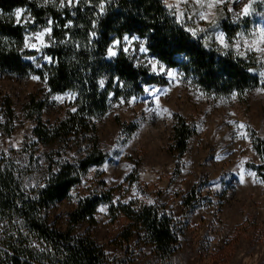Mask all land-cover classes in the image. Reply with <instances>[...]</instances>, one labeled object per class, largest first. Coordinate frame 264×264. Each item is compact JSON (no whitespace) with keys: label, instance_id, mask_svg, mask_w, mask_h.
Segmentation results:
<instances>
[{"label":"rangeland","instance_id":"obj_1","mask_svg":"<svg viewBox=\"0 0 264 264\" xmlns=\"http://www.w3.org/2000/svg\"><path fill=\"white\" fill-rule=\"evenodd\" d=\"M168 2L175 4L177 0ZM241 6L242 3L235 5L234 10L239 11ZM179 8L186 17L191 16V20L185 19L186 26L203 27L209 34L213 33L212 26L196 16L199 8L194 0H180ZM214 11L218 21L224 18L234 24L231 14L222 7ZM247 18H241L240 22V31L246 36L255 26L264 27V21L247 25ZM32 27L28 31L34 32L43 26ZM204 35L199 34L201 38ZM234 39L235 36L228 40L231 43ZM46 42L50 45L48 37ZM208 42L216 44L214 35ZM250 54L257 55L248 53V56ZM127 55L144 66H147V58H153L150 53L141 54L135 48ZM172 69L178 73L174 80L166 73L150 72L167 79L164 85H146L161 89L159 104L154 102L157 97L147 92L117 99L113 93L109 110L92 119L94 132L82 141L69 142L62 151V159L74 162L83 157L91 146L92 137L97 139L107 157L81 177L87 188L83 183L76 185L66 199L49 208L51 219L60 230H65L69 213L79 199L101 193L99 183L103 180L107 187L114 188L111 203L118 198L116 206L126 200L149 205L147 201L151 199L161 213L172 217L180 232L179 250L166 259H161L152 245L137 237L119 246L114 239L127 219L120 211L112 216L110 203L105 201L96 209L95 223L78 224L76 233L92 234L105 253H110V264H264V182L254 167L263 162L256 146L260 142L264 144V93L257 92L256 87L243 94L236 92V96L216 95L185 79L177 67ZM32 75L35 74L18 77L0 71V159L13 160L27 174L37 167L36 163L38 167L43 165L44 148L36 143L33 135L38 121L53 125L75 107L74 100L66 97L63 101L54 100L53 96L65 92L51 93L43 79L34 81ZM133 96L136 98L133 103H120L121 98ZM7 98L14 111L11 121L5 109ZM39 104L42 109L38 111ZM177 115L195 128L181 159L169 149ZM240 123L245 125L242 131L247 134V140L236 135ZM13 143L16 147H12ZM25 144L34 145L33 156L30 150L23 149ZM30 159L34 161L31 165ZM55 160H59L58 157ZM242 171L243 184L240 183ZM190 195L194 198L191 204H186L185 199ZM102 205L107 206L104 212L98 211Z\"/></svg>","mask_w":264,"mask_h":264},{"label":"trees","instance_id":"obj_2","mask_svg":"<svg viewBox=\"0 0 264 264\" xmlns=\"http://www.w3.org/2000/svg\"><path fill=\"white\" fill-rule=\"evenodd\" d=\"M98 3L99 0H92L89 6L81 0L73 9H59L52 4L44 5L43 0H0V11L5 13L0 17V71L18 77L35 74L46 82L51 93L76 92L73 104L78 110L53 125L38 121L33 135L37 138L36 143L44 148L41 167L36 163L37 167L27 174L13 160L0 159V225L3 226L0 230V264H110L103 246L92 234L76 233L78 224L95 223L96 209L105 201L110 203L112 216L120 211L127 219L114 239L115 244L121 246L137 237L152 245L161 259L179 250L180 232L171 216L161 213V209L154 205L131 202L116 206L111 203L114 188L107 187L103 180L99 183L103 189L101 193L79 199L69 213L65 230L56 226L48 212L51 206L67 198L90 167L99 166L106 159L107 154L99 148L95 137L83 157L71 162L61 156L70 141H82L94 132L92 119L109 110L108 93H114L115 99L130 97L144 92L147 84L167 83L164 76L151 74L147 66L137 64L122 51L108 59L106 46L113 38L125 34L140 36L153 57L167 67H177L185 79L205 92L220 96L233 92L243 94L260 86L258 72L247 71L248 67L260 66L254 55L240 58L233 51L211 42L205 48L203 38L192 37L174 22V16L165 8L163 0H106L103 13L99 12ZM16 7L27 9L34 22L16 25L11 15ZM254 7L256 11L246 19L247 25L264 21V3L257 1ZM49 18L59 25L54 26L50 45L40 56L39 52L29 49L21 52L19 49L26 30L33 24L32 28L45 26ZM68 19L73 20V26L64 29L63 24ZM93 20L96 21L97 36L89 44L87 33L92 30ZM218 24L228 39L242 29L240 23L232 24L224 18L219 19ZM66 31L69 38L60 44ZM29 55L36 57L35 63L25 60ZM44 55L51 56L53 61L43 60ZM36 63L41 67L36 68ZM101 77L105 78L104 88L97 84ZM114 77H119V84ZM37 108L41 110V104ZM5 109L8 120H13L14 111L8 98L5 99ZM175 119L169 149L181 159L188 150L195 128L181 115ZM8 130L12 132L10 128ZM256 147L263 162L254 167L264 182V144L260 142ZM33 148L34 145L25 144L23 149L30 150V156H33ZM33 163L30 159L29 165ZM37 183H44L46 187H31ZM190 196L185 199L186 204H191L194 196ZM33 243L49 251L41 253L30 247Z\"/></svg>","mask_w":264,"mask_h":264},{"label":"snow or ice","instance_id":"obj_3","mask_svg":"<svg viewBox=\"0 0 264 264\" xmlns=\"http://www.w3.org/2000/svg\"><path fill=\"white\" fill-rule=\"evenodd\" d=\"M85 2L91 6L92 5V0H85ZM105 2L106 0H99L98 5H96L99 8V12L103 13L105 11ZM108 2H111V0H108ZM257 2V0H247V2H242V0H194V3L196 6H198L199 11L196 13V16H198L199 21L201 22H207L212 26L213 33L209 34L208 31L203 28V27H188L184 23L185 19L191 20V16L186 17L185 13H183L180 8H179V3L180 0H177V3H169L168 0H163L165 8L169 11L171 15L174 16V22L177 25H180L183 30L190 34L192 37H198L200 33H205L203 36L204 40V47L207 48L209 47L208 41L211 39V36L214 35L215 38V43L218 44L221 48L223 49H232L235 51L236 56L240 58L247 59L248 58V53H255L256 55V63L259 66V68H254V67H248L247 71L248 72H258L259 78H260V84L261 87H257L256 91L264 93V27H261L259 25L255 26L254 30L249 31L248 35L246 36L244 32L242 31H237L235 33V39L230 43L228 38L226 37V34L224 31H219L217 30L219 28L218 24V18L217 14L214 11L218 7H222L227 13H230L232 16V21L233 23H240L241 18H246L251 16L255 11L254 4ZM260 3H264V0H259ZM79 3H81V0H59V3H56V0H43L44 5L52 4L54 7H58L59 9H73L75 8ZM242 6L239 8V11H235V5L241 4ZM175 9V11H173ZM27 12V9L23 7H16L11 15L15 19V24L16 25H27L29 23L34 22V17L31 16V14L25 15ZM75 13H73L74 15ZM5 15L2 11H0V17ZM92 30H90L87 33L88 36V43L91 44L93 39L97 36V32L95 31L96 28V21L93 20L92 22ZM54 26L59 27L56 22L49 18L46 21V25L41 27L37 31H27L22 37V47L19 49L21 52H23L25 49H31L35 50L36 52H40L42 49L47 48L49 46V43L46 42V37L51 39L54 31ZM73 26V20L68 19L64 24L63 27L64 29H70ZM65 39H62L59 41L60 44L66 43V41L69 38V33L66 31L64 33ZM7 39V38H5ZM55 43V41H53ZM77 48L80 47L79 44L76 45ZM133 48H135L136 51H138L141 54L144 53H149V47L146 45L144 40H141L140 36L137 35H129L125 34L123 35L122 38H113L110 43L107 44L106 46V56L108 58H113L118 55V50L122 51L123 53L127 54L129 53ZM243 49V50H241ZM26 59L33 61L35 63L36 57L29 55L25 57ZM187 58V57H185ZM43 60L52 62L53 58L49 55H44ZM142 63L141 61H137V64ZM146 64L148 67V70L153 73V74H165L170 78V79H175L176 75L178 73L175 72L174 69L171 67H166L164 64H162L159 60L156 58H147L146 59ZM41 65L36 63V68H40ZM31 79L36 81L39 80L40 77L37 75H32ZM45 80H47V76L45 75L44 77ZM116 83L119 82V77H114L113 78ZM97 84L100 88L105 87V78L101 77L98 81ZM123 87V85H120ZM144 92L149 93L150 95H153L157 97V99L154 101L155 103L159 104V93L161 89L159 88H154L150 86H145L143 88ZM233 96H236L237 93L233 92ZM109 97L113 96L112 92L108 93ZM67 98L68 100L72 101L75 100L77 97L76 92H65L63 95H55L52 98L56 101H63L64 98ZM135 97L133 96L130 99H120V103L124 104H131L135 101ZM70 111L72 113H76L78 110L76 107H71ZM161 111H168L167 109H161ZM159 114V113H157ZM170 114V113H169ZM245 128V125L243 123H240L237 125V137L238 138H243L245 140L248 139V136L245 132L242 130ZM12 147H16L15 143L12 144ZM128 167H131L130 165ZM52 171H57L56 169H53ZM245 182L244 174L243 171L240 174V183L243 184ZM81 183L84 184V187L87 188L88 185L84 181H81ZM25 187H30V185L25 184ZM31 187H38V188H45L46 184L44 183H37L34 185H31ZM135 195V193H133ZM131 199V198H129ZM114 204L118 203L119 200L114 199L112 201ZM124 203H128V201H124ZM149 205H153L154 201L149 199L147 201ZM106 205H102L99 207L98 211L104 212L106 210ZM3 229V226L0 225V230ZM30 247H35L37 248L41 253L45 251H49V249L46 248H40L36 244H31ZM106 255H110V253H106Z\"/></svg>","mask_w":264,"mask_h":264}]
</instances>
